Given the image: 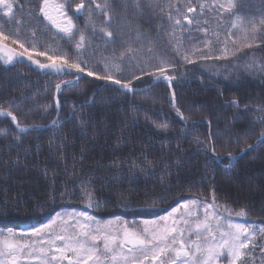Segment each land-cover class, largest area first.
Instances as JSON below:
<instances>
[{
	"label": "trees",
	"instance_id": "16d2710c",
	"mask_svg": "<svg viewBox=\"0 0 264 264\" xmlns=\"http://www.w3.org/2000/svg\"><path fill=\"white\" fill-rule=\"evenodd\" d=\"M11 2V17L0 11V31L10 41L49 54L75 52V44L42 16L43 0ZM54 2L65 5L74 30L85 35L86 59L101 75L124 82L133 77L132 88L142 89L162 79L141 75V69L155 72L156 64H166L176 81L129 95L103 86L100 81L107 80L95 76L81 74L77 81L41 70L26 58L9 64L0 59V112L14 115L19 126L0 118V230L33 231L58 212L89 205L83 195L89 182L92 213L103 221L155 219L190 198L210 202L214 193L218 208L243 211L247 222L262 230L255 247L259 255L264 143L239 160L232 158L264 135V76L247 68L252 58L264 60V0H139L152 4L139 15L137 0ZM80 3L85 7L77 15ZM106 13L131 21L123 38L132 48L143 42L139 51L125 52L128 44L108 41L100 31ZM184 17L193 23L186 20L176 28L175 19ZM204 52L227 56L199 59ZM120 53L124 60L117 59ZM180 53L196 62L186 63ZM34 59L46 62L44 56ZM56 84L62 86L59 93Z\"/></svg>",
	"mask_w": 264,
	"mask_h": 264
},
{
	"label": "snow or ice",
	"instance_id": "6c2138e0",
	"mask_svg": "<svg viewBox=\"0 0 264 264\" xmlns=\"http://www.w3.org/2000/svg\"><path fill=\"white\" fill-rule=\"evenodd\" d=\"M84 7L83 3L77 5L76 14L79 15ZM96 7L100 8V5ZM134 7L136 14L139 15L142 9L151 8L152 4L150 2L141 4L137 0ZM231 7L232 5L228 6L229 9ZM0 9L5 10V16L11 17L14 5L10 0H0ZM39 11L59 33L63 34V38L69 45L75 44V52L62 51L49 54L37 51L35 48L29 50V47L18 39L10 41V36L0 31V59H3L5 64L12 62L13 58L19 60L26 58L39 69L55 73L57 76L73 75L77 81L81 78V74L88 77L95 76L97 80L110 81L111 85L118 86V90L133 91L131 86L133 77H128L129 82H124L119 76L109 75L106 72L101 75L94 70L90 61L86 59L89 55L85 46L86 37L79 30H74L75 25L72 18L68 16L64 4L55 3L54 0H43ZM187 11L195 12L196 9L188 7ZM184 19L187 20L188 25L193 23V20L188 17ZM174 22L176 25L181 24L180 19H175ZM130 26L131 21L125 20L122 23L119 18L113 20L112 16L106 13V20L100 31L112 44H128L124 51L134 54L139 51L143 42L137 44L136 48H132L129 40L123 38L124 29ZM9 41L11 44H18L21 51L17 52L15 48L10 47ZM245 42L247 47L253 46L251 42H248L247 36H245ZM91 51L94 52L95 48L93 47ZM176 51L179 52V49ZM180 55L186 63L196 62L195 58H190L183 53ZM34 56H44L46 62L41 63L38 59H34ZM226 56V52L220 55L204 52L198 58L223 59ZM117 59L124 60V53H120ZM141 75L157 76V79L165 80L169 87L175 79L173 75L168 74L166 64H156L155 72L150 68H142ZM141 75H134V78L139 80ZM60 89L61 85L56 84L57 93ZM172 95L174 98V91ZM56 103L58 106L59 101L57 100ZM0 114L11 116L13 121L16 120L11 113ZM260 143H264V135L261 136ZM90 188L89 182L83 195L88 198L89 207H93ZM149 200L155 203L154 198ZM197 205H201V201L198 198H190L178 202L165 215L157 216L155 219H143L140 222L115 217L119 221L115 228L111 226V221L105 225L95 215H90L86 211L74 209L71 214L58 212L55 218L35 228L28 237V242L16 243L8 239L3 241L0 247V264H21L22 255H26L28 264H32L34 257L38 264H65V262L67 264H250V260L245 257H251L255 250L254 246L250 249V244L253 242V234L249 232L251 225L230 222L227 229L222 228L220 224L222 217L218 218V206L215 203L214 193L211 203L204 202L201 205L203 219L192 220L190 218L196 215L192 211V206ZM99 206V203L95 204L96 208ZM145 210L153 211L154 209ZM224 212L231 215L227 207L224 208ZM237 215L244 216L245 213L240 211ZM58 221L64 225L59 232L54 229ZM72 221L75 223H71ZM193 233L195 238L189 239ZM9 235L14 236L15 233L10 231ZM26 236L27 234H22L20 239H25ZM25 250L28 251L25 252ZM261 253L264 254V247H261Z\"/></svg>",
	"mask_w": 264,
	"mask_h": 264
},
{
	"label": "rangeland",
	"instance_id": "374dc122",
	"mask_svg": "<svg viewBox=\"0 0 264 264\" xmlns=\"http://www.w3.org/2000/svg\"><path fill=\"white\" fill-rule=\"evenodd\" d=\"M11 1L12 0H10V2ZM0 11L4 15V11L5 10L2 9ZM185 21L186 20L183 18V20L181 21V24L180 25H176L175 27L182 29L183 26H184ZM53 28L56 29L54 26H53ZM176 28H175V33H177L176 32V30H177ZM247 68L249 69V71L251 73H255V74L264 76V60L261 59V58H252L251 60H249L248 63H247ZM211 202L212 201H210L208 203H211ZM203 203L204 202L202 201L201 205H203ZM201 205L192 206V211L194 213H196V215L193 216L190 219H192V220L203 219V215L204 214H203ZM72 210L73 209L63 210V211H61V213H69V214H71ZM76 210L77 211H86L90 215H93V213H92L93 207H89V205H87V206H85V207H83L81 209H76ZM217 212H218V218L222 217V219H220V224H221L222 228H224V229H227L228 224L230 222L231 223H242V224H246V225H251V224H249L247 222L245 216H239V215L234 214L232 212H231V215H229L228 212H224V209H220V208H217ZM55 216L53 218H55ZM101 221L105 225L107 224L108 221H111L112 222L111 226L113 228H115L119 224V221H117L116 219L106 220V221L101 220ZM71 223H75V222L72 221ZM62 227H64L63 223L61 221H58L57 225L54 226V229H55V231L59 232ZM9 232L10 231H1L0 230V247H2L3 241H5L6 239L11 240V241L16 242V243L28 242V237H30V235L32 233V231L18 232V233L17 232H12V233H15V235L14 236H10ZM249 232L253 234V242H252V244H250V249L253 248V246H254V249H255L257 240H258L259 236H261L262 230H260L258 228H255L254 226L251 225V227L249 228ZM22 234H27L25 239H20ZM194 238H195V233H193L192 237H189V239H194ZM32 239L34 240L35 238H32ZM262 247H264V245ZM27 251L28 250H25V252H27ZM69 255H71V254H69ZM245 259H250L252 264H264V254L260 253L259 255H255V250L252 252L251 257H245ZM20 260H21V264H28V260H27L26 255H22L20 257ZM32 264H38V262L35 260V257L33 258ZM65 264H67V262H65Z\"/></svg>",
	"mask_w": 264,
	"mask_h": 264
},
{
	"label": "water",
	"instance_id": "95a60500",
	"mask_svg": "<svg viewBox=\"0 0 264 264\" xmlns=\"http://www.w3.org/2000/svg\"><path fill=\"white\" fill-rule=\"evenodd\" d=\"M0 10H2V9H0ZM174 81H176V79H174L172 82H174ZM102 84H103V86H105V87H113V88H116V89H118V86H113V85H111V83H110V81H100ZM159 82H166L165 80H155L153 83H152V85L151 86H148V87H145V88H142V89H134V88H132L133 89V91H131V92H129V91H125V90H120V91H122V92H124V93H127V94H129V95H133V94H138V93H143V92H146V91H148V90H150L151 88H152V86H154V85H156V84H158ZM62 87V86H61ZM1 113V112H0ZM0 118H8V119H10V120H12L11 119V116H8V115H2V114H0ZM13 121V120H12ZM15 122V126H16V128L19 130V126H18V122H17V120H15L14 121ZM56 122H57V119L51 124V125H49V126H47V127H44L43 129L44 130H47V129H49V128H52L55 124H56ZM27 131H31V129H28ZM261 143H260V139L258 140V141H256L255 142V144L254 145H252V146H255V147H249L248 149H246L240 156H238V157H234L233 158V160L234 161H236V160H239L242 156H244L245 154H247V153H249V152H251L253 149H255L257 146H259ZM214 157H215V159L217 160V161H221L222 159H220V158H218L217 156H215L214 155Z\"/></svg>",
	"mask_w": 264,
	"mask_h": 264
},
{
	"label": "bare ground",
	"instance_id": "6f19581e",
	"mask_svg": "<svg viewBox=\"0 0 264 264\" xmlns=\"http://www.w3.org/2000/svg\"><path fill=\"white\" fill-rule=\"evenodd\" d=\"M257 141H258V140H257ZM254 144H255V143H254ZM253 150H254V149H253ZM240 155H241V154H240ZM240 155H239V156H240ZM232 160H233V158H232ZM233 161H234V160H233ZM218 162H220V161H218Z\"/></svg>",
	"mask_w": 264,
	"mask_h": 264
}]
</instances>
